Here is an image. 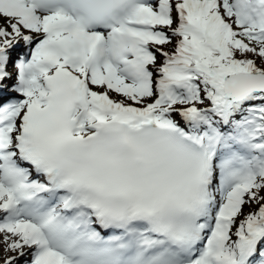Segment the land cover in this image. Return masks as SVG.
I'll list each match as a JSON object with an SVG mask.
<instances>
[{
    "label": "snow or ice",
    "instance_id": "snow-or-ice-1",
    "mask_svg": "<svg viewBox=\"0 0 264 264\" xmlns=\"http://www.w3.org/2000/svg\"><path fill=\"white\" fill-rule=\"evenodd\" d=\"M0 264H264V0H0Z\"/></svg>",
    "mask_w": 264,
    "mask_h": 264
},
{
    "label": "trees",
    "instance_id": "trees-1",
    "mask_svg": "<svg viewBox=\"0 0 264 264\" xmlns=\"http://www.w3.org/2000/svg\"><path fill=\"white\" fill-rule=\"evenodd\" d=\"M248 209L246 208L245 211H247Z\"/></svg>",
    "mask_w": 264,
    "mask_h": 264
},
{
    "label": "rangeland",
    "instance_id": "rangeland-1",
    "mask_svg": "<svg viewBox=\"0 0 264 264\" xmlns=\"http://www.w3.org/2000/svg\"><path fill=\"white\" fill-rule=\"evenodd\" d=\"M10 71H11V69H10Z\"/></svg>",
    "mask_w": 264,
    "mask_h": 264
}]
</instances>
